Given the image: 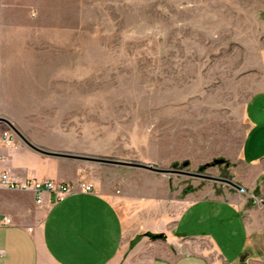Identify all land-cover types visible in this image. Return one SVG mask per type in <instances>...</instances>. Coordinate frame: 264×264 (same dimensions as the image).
Here are the masks:
<instances>
[{
    "label": "rangeland",
    "instance_id": "374dc122",
    "mask_svg": "<svg viewBox=\"0 0 264 264\" xmlns=\"http://www.w3.org/2000/svg\"><path fill=\"white\" fill-rule=\"evenodd\" d=\"M54 3L44 13L60 17L63 32L40 40L47 71L39 93L10 105L28 125L25 137L46 150L85 157L42 153L60 161V171H78L104 186L113 182L116 192L122 175L153 170L115 160L233 180L245 191L154 171L170 177L180 196L240 192L252 231L240 264H264V192L260 185L246 188L247 169L233 161L242 141L247 152L253 145L246 117L264 123V93L258 92L264 90V0ZM216 158L226 162L210 166ZM214 223L189 217L175 232H203ZM242 242L236 236L233 250Z\"/></svg>",
    "mask_w": 264,
    "mask_h": 264
},
{
    "label": "crops",
    "instance_id": "0c3cea01",
    "mask_svg": "<svg viewBox=\"0 0 264 264\" xmlns=\"http://www.w3.org/2000/svg\"><path fill=\"white\" fill-rule=\"evenodd\" d=\"M53 5L54 0H0V133H14L9 121L22 135L29 134L21 113L10 105L29 103L39 93L40 79L47 71V48L41 42L48 34L63 32L62 19L44 13ZM246 120L253 145L247 152L242 141L233 161H241L247 169L243 185L252 191L260 185L264 192V123ZM60 167V161L47 158L16 135L7 144L0 134V173L8 172L20 180H86L95 186L93 193L75 191L60 202L46 192L38 203L34 191L0 185V264L243 262L252 231L240 192L180 196L170 177L147 170L122 175V189L116 192L113 182L104 186L78 171L62 172ZM189 217L215 223L203 232L176 234ZM149 232L162 233L164 238L152 239ZM240 234L241 247L233 250L232 240Z\"/></svg>",
    "mask_w": 264,
    "mask_h": 264
},
{
    "label": "built area",
    "instance_id": "2783aa9c",
    "mask_svg": "<svg viewBox=\"0 0 264 264\" xmlns=\"http://www.w3.org/2000/svg\"><path fill=\"white\" fill-rule=\"evenodd\" d=\"M0 134H2V137H4V140L7 144H11L15 139L14 133H12L10 130L2 131ZM0 185H4L13 189L34 191L38 196V203L43 202L46 192L53 193L58 202L65 200L75 191H81L85 193L95 192L94 183L86 180H80L78 182L57 181L51 178H29L20 180L16 177H13L8 172L0 173ZM5 222L11 223V219L6 218Z\"/></svg>",
    "mask_w": 264,
    "mask_h": 264
},
{
    "label": "water",
    "instance_id": "95a60500",
    "mask_svg": "<svg viewBox=\"0 0 264 264\" xmlns=\"http://www.w3.org/2000/svg\"><path fill=\"white\" fill-rule=\"evenodd\" d=\"M8 124L11 126V128L13 129V131L28 145L30 146L32 149L43 153V154H48V155H54V156H61V157H68V158H85L81 155H75V154H71V153H64V152H54V151H50V150H46L42 147H39L35 144H33L30 140H28L24 135H22L19 130L9 121H7ZM115 163H119V164H129L132 166H136V167H142V168H146V169H150L153 171H157V172H166V173H180V174H187V175H191V176H195V177H207L209 179L212 180H217V181H221V182H225L233 187H235L236 189L240 190V191H245L244 187H242L240 184L234 182L231 179H226V178H222V177H214V176H203L200 175L198 173H193V172H187V171H183V170H176V169H164V168H158L152 164H145V163H140V162H123V161H113ZM226 160L224 158H216L212 163H210V166H214V165H218V164H222L225 163ZM186 165V164H185ZM148 236H150L152 239H158V238H164V235L162 233H147Z\"/></svg>",
    "mask_w": 264,
    "mask_h": 264
}]
</instances>
